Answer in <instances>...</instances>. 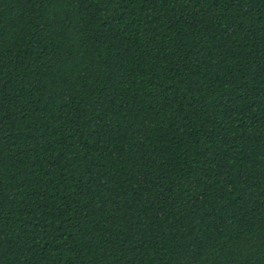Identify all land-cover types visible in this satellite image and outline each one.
<instances>
[{
    "label": "trees",
    "instance_id": "1",
    "mask_svg": "<svg viewBox=\"0 0 264 264\" xmlns=\"http://www.w3.org/2000/svg\"><path fill=\"white\" fill-rule=\"evenodd\" d=\"M0 264H264V0H0Z\"/></svg>",
    "mask_w": 264,
    "mask_h": 264
}]
</instances>
